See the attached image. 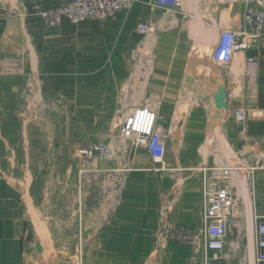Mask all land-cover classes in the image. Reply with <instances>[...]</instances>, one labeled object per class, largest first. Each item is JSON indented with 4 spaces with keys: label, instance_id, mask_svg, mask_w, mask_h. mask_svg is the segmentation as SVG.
<instances>
[{
    "label": "crops",
    "instance_id": "obj_1",
    "mask_svg": "<svg viewBox=\"0 0 264 264\" xmlns=\"http://www.w3.org/2000/svg\"><path fill=\"white\" fill-rule=\"evenodd\" d=\"M23 1L47 10L67 0ZM9 6L0 0V264H257L250 223L264 216V173L253 174L254 195L250 180L264 164V46L238 51L229 67L213 62L221 33L243 28L245 3L188 0L186 12L159 23L160 12L138 0L109 24L56 28L7 18ZM144 21H158L145 40L156 64L134 80ZM250 57L254 81L244 71ZM141 105L155 110L171 150L163 169L144 148L89 168L75 157L113 145L121 118ZM231 167L240 202L223 258L207 261L184 242L156 250L164 221L200 227L203 182ZM114 170L124 184L108 213L101 188Z\"/></svg>",
    "mask_w": 264,
    "mask_h": 264
},
{
    "label": "built area",
    "instance_id": "obj_2",
    "mask_svg": "<svg viewBox=\"0 0 264 264\" xmlns=\"http://www.w3.org/2000/svg\"><path fill=\"white\" fill-rule=\"evenodd\" d=\"M188 0H149V6L161 14L160 21L172 18L186 12ZM245 3L243 14V28L238 31L226 30L213 51V62L219 67H229L238 51L247 50L255 46H264V0H234ZM12 2V3H11ZM138 0H67L55 8L41 9L26 6L23 0H10L6 17H18L25 20L28 17L40 18L46 28H56L65 22L78 25L88 20H96L101 24L115 21L121 13L132 11ZM173 22V20H172ZM158 21H144L137 27L142 36V42L131 53L132 78H149L154 71L156 54L154 49H148L145 40L156 32ZM258 68L256 57L246 59L245 72L249 81H254ZM240 122L246 120L244 111L237 113ZM157 113L148 105L136 107L127 116L121 118L116 146L109 142H102L77 149V158L85 162L89 168L94 162H107L113 159L131 157L135 150L146 149L153 162L164 168L166 155L171 152L166 138L157 128ZM124 169V168H123ZM256 171L264 173V164L252 166V194H255ZM124 172V171H123ZM119 170L108 172L102 183V205L108 213L114 211L119 204V192L124 184V177ZM221 178L217 182H203L201 223L200 227L177 226L163 223V232L159 236L161 244L168 242H184L193 246H200L210 259L220 260L226 249L227 240L232 234V227L238 213L240 198L237 186L233 182V168L221 170ZM80 198L78 203L80 204ZM242 213V211H241ZM252 253L257 264H264V216H255L250 223ZM247 233V232H246ZM247 234L239 235L238 241L246 239ZM212 254V255H211ZM211 255V257H210Z\"/></svg>",
    "mask_w": 264,
    "mask_h": 264
},
{
    "label": "water",
    "instance_id": "obj_3",
    "mask_svg": "<svg viewBox=\"0 0 264 264\" xmlns=\"http://www.w3.org/2000/svg\"><path fill=\"white\" fill-rule=\"evenodd\" d=\"M219 108L222 109V108H227V104L224 103L221 99H220V102H219Z\"/></svg>",
    "mask_w": 264,
    "mask_h": 264
},
{
    "label": "rangeland",
    "instance_id": "obj_4",
    "mask_svg": "<svg viewBox=\"0 0 264 264\" xmlns=\"http://www.w3.org/2000/svg\"><path fill=\"white\" fill-rule=\"evenodd\" d=\"M173 24H175V23H173ZM224 109H226V108H224ZM117 137V136H116ZM116 143V142H115ZM114 143V146H116V144ZM97 144V143H96ZM93 145V144H92ZM75 157L77 158V149L75 150ZM78 159V158H77Z\"/></svg>",
    "mask_w": 264,
    "mask_h": 264
},
{
    "label": "bare ground",
    "instance_id": "obj_5",
    "mask_svg": "<svg viewBox=\"0 0 264 264\" xmlns=\"http://www.w3.org/2000/svg\"><path fill=\"white\" fill-rule=\"evenodd\" d=\"M238 64H239V63H238ZM209 71H210V70H209ZM222 160H223V159H222ZM225 162H226V161H225ZM225 162H223V163H225ZM237 169H238V168H237ZM240 174H241V173H240ZM235 178H236V177H235ZM235 178H234V179H235Z\"/></svg>",
    "mask_w": 264,
    "mask_h": 264
}]
</instances>
